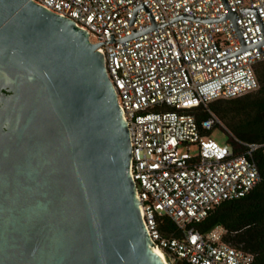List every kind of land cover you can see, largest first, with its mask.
I'll return each mask as SVG.
<instances>
[{"label":"built area","instance_id":"obj_1","mask_svg":"<svg viewBox=\"0 0 264 264\" xmlns=\"http://www.w3.org/2000/svg\"><path fill=\"white\" fill-rule=\"evenodd\" d=\"M31 1L100 44L128 130V174L155 248L170 264H252L251 254L223 241V227L201 233L196 226L260 181L253 156L264 143L219 144L207 133L226 130L208 109L211 102L259 87L264 0ZM134 32L145 33L123 41ZM198 106L207 113L199 127L191 112ZM160 217L177 236L159 232Z\"/></svg>","mask_w":264,"mask_h":264},{"label":"water","instance_id":"obj_2","mask_svg":"<svg viewBox=\"0 0 264 264\" xmlns=\"http://www.w3.org/2000/svg\"><path fill=\"white\" fill-rule=\"evenodd\" d=\"M99 45L31 0H0V264H162Z\"/></svg>","mask_w":264,"mask_h":264},{"label":"trees","instance_id":"obj_3","mask_svg":"<svg viewBox=\"0 0 264 264\" xmlns=\"http://www.w3.org/2000/svg\"><path fill=\"white\" fill-rule=\"evenodd\" d=\"M255 76L259 85L255 92L232 100H215L208 106L226 129L228 143L234 144V139L264 143V62L255 67ZM191 112L199 127L207 113L201 106ZM263 151L264 148L253 156L260 176L256 187L243 198L221 203L196 226L201 233H207L216 226L223 227L226 230L223 241L251 254L252 264H264ZM158 230L164 235L177 236L173 223L163 217L158 218Z\"/></svg>","mask_w":264,"mask_h":264},{"label":"rangeland","instance_id":"obj_4","mask_svg":"<svg viewBox=\"0 0 264 264\" xmlns=\"http://www.w3.org/2000/svg\"><path fill=\"white\" fill-rule=\"evenodd\" d=\"M210 137L215 140L219 144H225L228 141V134L226 130L220 129V128H215L214 130L211 131ZM264 155V151H263Z\"/></svg>","mask_w":264,"mask_h":264},{"label":"bare ground","instance_id":"obj_5","mask_svg":"<svg viewBox=\"0 0 264 264\" xmlns=\"http://www.w3.org/2000/svg\"><path fill=\"white\" fill-rule=\"evenodd\" d=\"M156 249H157V252H155V255L159 258L161 263L164 264L165 260H164L163 256L161 255V254L164 255V253L161 250H159L158 248H156ZM165 258H166V256H165Z\"/></svg>","mask_w":264,"mask_h":264}]
</instances>
